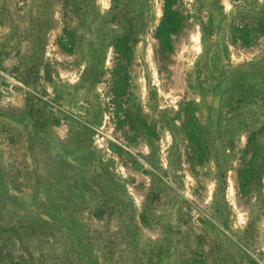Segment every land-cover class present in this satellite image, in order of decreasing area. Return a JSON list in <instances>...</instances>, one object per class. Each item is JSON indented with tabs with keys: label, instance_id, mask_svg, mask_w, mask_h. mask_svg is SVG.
<instances>
[{
	"label": "rangeland",
	"instance_id": "obj_1",
	"mask_svg": "<svg viewBox=\"0 0 264 264\" xmlns=\"http://www.w3.org/2000/svg\"><path fill=\"white\" fill-rule=\"evenodd\" d=\"M0 264H264V0H0Z\"/></svg>",
	"mask_w": 264,
	"mask_h": 264
},
{
	"label": "bare ground",
	"instance_id": "obj_2",
	"mask_svg": "<svg viewBox=\"0 0 264 264\" xmlns=\"http://www.w3.org/2000/svg\"><path fill=\"white\" fill-rule=\"evenodd\" d=\"M198 39H199V35L198 34L193 35V40L198 41Z\"/></svg>",
	"mask_w": 264,
	"mask_h": 264
}]
</instances>
